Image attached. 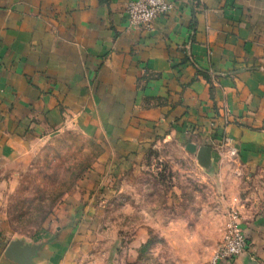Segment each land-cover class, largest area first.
<instances>
[{
    "label": "crops",
    "instance_id": "1",
    "mask_svg": "<svg viewBox=\"0 0 264 264\" xmlns=\"http://www.w3.org/2000/svg\"><path fill=\"white\" fill-rule=\"evenodd\" d=\"M129 1L0 0V190L52 135L100 148L33 264H85V193L114 192L90 182L166 142L210 149L198 174L219 179L222 199L229 176L244 184L230 202L246 249L220 264H264V0H173L151 29L129 25Z\"/></svg>",
    "mask_w": 264,
    "mask_h": 264
},
{
    "label": "rangeland",
    "instance_id": "2",
    "mask_svg": "<svg viewBox=\"0 0 264 264\" xmlns=\"http://www.w3.org/2000/svg\"><path fill=\"white\" fill-rule=\"evenodd\" d=\"M99 155V146L76 130L39 143L27 166L15 177H4L0 247L14 240L35 245L54 234L49 222L56 206L63 197L79 194ZM234 166L228 163L229 169ZM198 173L204 169L193 154L166 142L147 149L120 175L90 182L106 183L114 192L102 198L85 193L90 208L80 231L87 236L80 241L88 244L84 263L208 264L236 212L230 201L245 186L229 176L222 199L219 179L204 182ZM99 202L105 203L95 208Z\"/></svg>",
    "mask_w": 264,
    "mask_h": 264
},
{
    "label": "built area",
    "instance_id": "3",
    "mask_svg": "<svg viewBox=\"0 0 264 264\" xmlns=\"http://www.w3.org/2000/svg\"><path fill=\"white\" fill-rule=\"evenodd\" d=\"M173 0H131L126 3L125 12L129 25L138 29H151L161 16L173 11ZM235 156V151H230ZM246 249V238L237 224V216L233 213L227 225V232L217 246L208 264H220L241 255Z\"/></svg>",
    "mask_w": 264,
    "mask_h": 264
},
{
    "label": "water",
    "instance_id": "4",
    "mask_svg": "<svg viewBox=\"0 0 264 264\" xmlns=\"http://www.w3.org/2000/svg\"><path fill=\"white\" fill-rule=\"evenodd\" d=\"M186 151L196 153L197 164L207 169L210 166V149L201 147L198 150L193 145H187ZM46 241L39 244H26L22 240L11 241L5 248L2 258L9 264H33V259L43 249ZM250 264H256L254 261Z\"/></svg>",
    "mask_w": 264,
    "mask_h": 264
}]
</instances>
